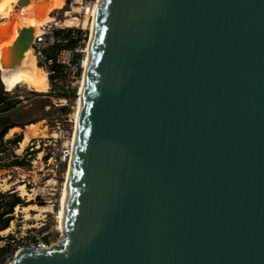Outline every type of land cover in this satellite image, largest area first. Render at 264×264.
I'll return each instance as SVG.
<instances>
[{"label": "water", "instance_id": "95a60500", "mask_svg": "<svg viewBox=\"0 0 264 264\" xmlns=\"http://www.w3.org/2000/svg\"><path fill=\"white\" fill-rule=\"evenodd\" d=\"M79 108L65 235L9 264H264V0H100Z\"/></svg>", "mask_w": 264, "mask_h": 264}, {"label": "rangeland", "instance_id": "374dc122", "mask_svg": "<svg viewBox=\"0 0 264 264\" xmlns=\"http://www.w3.org/2000/svg\"><path fill=\"white\" fill-rule=\"evenodd\" d=\"M96 1L93 0L89 5L91 11L95 8ZM78 2V0H47V2L36 5L37 7H31L28 4L19 3L18 0L15 12L24 13L25 7H29L32 9L33 15L23 21L17 19L16 14L10 18L0 16V28L3 27L2 23L12 26L20 22L23 23L21 25L23 28L26 23L34 22L36 18H41L44 24H53L55 30H61V32H66L67 28L76 27L77 24L85 20L89 26L91 18L85 16ZM13 29L14 33L18 32L17 27H13ZM63 37L65 36L63 35ZM5 41L0 42V90L6 98H17L19 102L8 110L3 109V106L0 105V184H2L0 185V194H4V198H0V239L7 241L12 236L21 238L25 233L38 232L47 239L58 242L62 233L58 228L59 215L56 210L59 208L61 184L60 182L53 183V180L59 176L52 172V165L47 164L45 160L43 163L39 159L43 153L45 154L44 159H46V156L52 154L51 151L56 145L60 144L61 141L56 140L52 135L54 122L56 119H62L63 115L70 111V108L57 107L50 98L52 95L50 91H36L27 83L18 81L15 72L3 66L1 61V57L4 55L2 43ZM25 55L26 53L22 55L21 59ZM25 138L28 140L25 145L21 146ZM38 141H40V145ZM31 142H33L34 150L25 152L27 145L31 146ZM36 146L40 147L36 148ZM28 153L31 155L28 156ZM16 183H26V189L33 194L32 199L28 200L27 196H22L16 189ZM10 193L19 195L25 204L15 206L13 213L10 214L12 219L9 226L3 227L4 218L1 217V214L10 199ZM30 202L40 206L51 204L53 210L42 212L39 218L34 217V210H29L30 216L27 217L22 208L24 205H29ZM7 228L9 230L3 233L2 230Z\"/></svg>", "mask_w": 264, "mask_h": 264}, {"label": "built area", "instance_id": "2783aa9c", "mask_svg": "<svg viewBox=\"0 0 264 264\" xmlns=\"http://www.w3.org/2000/svg\"><path fill=\"white\" fill-rule=\"evenodd\" d=\"M79 6L84 11L85 16L91 18L92 23L93 16L91 13V7L89 6L93 0H78ZM66 32L68 37L57 35L53 24H43L40 27V33H38L33 40V52L36 58V63L47 74L48 88L46 90L51 92L50 98L57 107H69L70 111L63 115L62 119H56L54 125V138L60 140V144L56 145L52 154L46 156L43 153L40 156L41 162H47L52 165V172L58 175L56 183L62 182L67 177L69 163L73 156L75 133L77 127L76 121V104L77 95L79 96L81 85L83 81L84 72L86 69V61L89 55V42L91 40L90 25L83 26L77 24L76 27L71 26L67 28ZM69 39L73 40L71 46H64L65 42ZM58 44H61V48H57ZM48 48V51L46 50ZM54 134V133H53ZM40 145V141H38ZM40 146H36L38 148ZM33 151V142L31 146L27 145L25 152ZM30 151V152H31ZM31 153H28L30 156ZM58 173V174H57ZM26 185V183H25ZM60 186V194H61ZM59 202V201H58ZM58 210L61 208L59 202ZM58 215V214H57ZM56 215V217H57ZM58 219V218H57ZM57 221V220H56ZM60 229V228H59ZM13 233V232H12ZM60 233L62 231L60 230ZM7 241L0 239V247H4L7 244L10 245V249H6L0 258V264H9L19 253L22 248H32L35 250H41L45 248H51L52 245L60 244L53 242L51 239H47L43 234L38 232L25 233L21 236H16Z\"/></svg>", "mask_w": 264, "mask_h": 264}, {"label": "bare ground", "instance_id": "6f19581e", "mask_svg": "<svg viewBox=\"0 0 264 264\" xmlns=\"http://www.w3.org/2000/svg\"><path fill=\"white\" fill-rule=\"evenodd\" d=\"M45 1L47 2V0H35V1L28 0L27 3L25 2L24 4H26V5L28 4V6H31V7H37L36 5L42 4ZM16 4H18V0H0V16L3 18H10L12 15L16 14V18L22 19V21H23L24 19H28V18H30V16L33 15V11L29 7H25L24 13L15 12V5ZM99 8H100V0H97L95 8L91 11L92 16H93L92 23L89 24L90 29H91V37H92L93 31H94L96 17H97V13H98ZM78 10H80V9H78ZM43 24L44 23L42 22L41 18H36L34 20V22H32V23H26V25L24 27H32L33 28L32 40L24 48L25 51H23L24 52L23 54L26 53V55L19 62H16L15 64H13L11 66H5V67H7V68H9L15 72L18 81L25 82L30 87H34L36 91H40V92L46 91L48 88L47 74L36 63V58L34 57L35 55H34L32 46H33L34 37L38 33H40V27ZM80 24H82L83 26H86L87 22L86 21L81 22ZM2 25H3V27L0 28V42L6 40L4 43H2L3 44L2 50H3L4 55H6L9 52L8 48L14 45L17 37L19 36V29L21 28V25H23V23L20 22L17 24H13L12 26L8 25L7 23H2ZM65 26H67V25H65ZM13 27L18 28L17 33H14L15 31H14ZM36 28H37V30H36ZM90 47H91V40L89 42V51H90ZM87 63H88V59L86 61V65H87ZM86 70H87V66H86V69L84 72L83 81H82L79 96L77 95V99L75 101L77 126H78V120H79V114H80V108L79 107H81V101H82V95H83V89H84V83H85ZM76 130H77V127H76ZM52 135L56 136L55 132H54V134L52 133ZM75 138H76V133H75ZM27 140L28 139L25 138V140L21 143V146L25 145ZM71 166H72V158H71V161L69 163V169H68L67 177L65 179H63L61 182V186H62L61 187V197H60L61 208L57 212L59 215L58 216V218H59L58 219V228H60V230L62 231V236L65 235V215H66L67 197H68L70 176H71ZM53 183H56V179L53 180ZM16 184H17L16 189L18 191H20V194L22 196H27L28 200L32 199L33 194H31L26 189L25 184H23V183H16ZM0 185H2V184H0ZM52 208L53 207L51 204L40 206L36 203L30 202L29 205L27 204V205L23 206L22 211L25 212L27 217H29L30 216L29 210H34L35 211L34 217L39 218L42 215V212L44 213L45 211H51V210H53ZM8 230H9V228H7L4 231L2 230V232L6 233Z\"/></svg>", "mask_w": 264, "mask_h": 264}, {"label": "trees", "instance_id": "16d2710c", "mask_svg": "<svg viewBox=\"0 0 264 264\" xmlns=\"http://www.w3.org/2000/svg\"><path fill=\"white\" fill-rule=\"evenodd\" d=\"M85 21H82V22H85ZM62 32H61V30H56L57 35H62V36L64 35L65 37L69 36L68 33L62 34ZM72 43H73V40L69 39L67 42H65L64 46H71ZM61 47H62V45L58 44L57 48H61ZM46 50L48 51V48H46ZM17 102H19V99H17V98L8 99V98H6V96L3 95L2 90H0V105L3 106V109L8 110L10 108H13ZM0 198H4V194H0ZM19 204H25L24 200L19 195L15 194V193H10V199L7 201L6 208L3 210L2 214H1V217L4 218L3 227L9 226V222L12 219V216L10 214L13 213L15 206H17ZM8 248L10 249L9 244H7L4 247H0V258L2 256V253L4 251H6V249H8Z\"/></svg>", "mask_w": 264, "mask_h": 264}]
</instances>
